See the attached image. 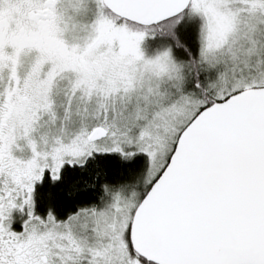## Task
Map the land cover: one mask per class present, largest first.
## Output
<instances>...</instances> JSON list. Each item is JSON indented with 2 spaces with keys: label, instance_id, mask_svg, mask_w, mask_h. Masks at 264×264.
<instances>
[{
  "label": "snow or ice",
  "instance_id": "obj_1",
  "mask_svg": "<svg viewBox=\"0 0 264 264\" xmlns=\"http://www.w3.org/2000/svg\"><path fill=\"white\" fill-rule=\"evenodd\" d=\"M0 264H264V0H0Z\"/></svg>",
  "mask_w": 264,
  "mask_h": 264
}]
</instances>
